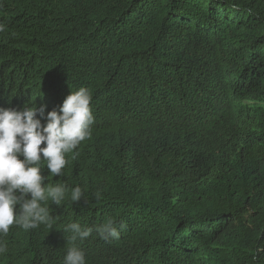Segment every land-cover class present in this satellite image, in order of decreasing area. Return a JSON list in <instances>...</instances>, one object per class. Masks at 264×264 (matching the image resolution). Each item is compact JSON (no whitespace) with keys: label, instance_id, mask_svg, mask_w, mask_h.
<instances>
[{"label":"trees","instance_id":"1","mask_svg":"<svg viewBox=\"0 0 264 264\" xmlns=\"http://www.w3.org/2000/svg\"><path fill=\"white\" fill-rule=\"evenodd\" d=\"M0 24V109L43 126L85 88L94 117L63 175L41 164L51 229L0 234V264H264V0H0Z\"/></svg>","mask_w":264,"mask_h":264},{"label":"clouds","instance_id":"2","mask_svg":"<svg viewBox=\"0 0 264 264\" xmlns=\"http://www.w3.org/2000/svg\"><path fill=\"white\" fill-rule=\"evenodd\" d=\"M4 30V25L0 24V32ZM91 100L92 95L85 88L70 93L58 111L47 113V123L43 126L36 118L38 114L44 116L43 106L39 109L24 107L20 111L0 109V234L7 236L13 226L27 231L44 224L51 229L53 217L48 201L60 205L66 186L61 183L44 186L41 164L46 162L52 177L63 175L68 155L91 138L94 123ZM81 196V188L76 187L71 200L78 203ZM96 197L100 199L99 191ZM125 227L120 225L121 230ZM68 228L73 233L72 241L86 239L93 231L78 223ZM96 231L102 239H118L120 234L113 219H108ZM5 251L6 243L0 242V253ZM65 264H85L84 252L75 245L68 247Z\"/></svg>","mask_w":264,"mask_h":264}]
</instances>
